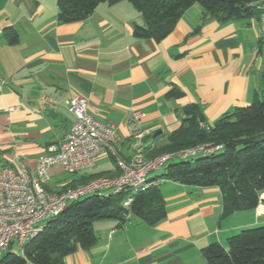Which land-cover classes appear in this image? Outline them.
<instances>
[{
  "label": "crops",
  "instance_id": "1",
  "mask_svg": "<svg viewBox=\"0 0 264 264\" xmlns=\"http://www.w3.org/2000/svg\"><path fill=\"white\" fill-rule=\"evenodd\" d=\"M57 11V0H0V168L35 167L38 155L73 122L66 104L73 94L87 99L93 118L113 125L117 154L128 160L143 142L164 144L186 115L185 106L196 105L212 124L260 89L264 59L256 20L210 19L195 31L202 10L194 4L156 41L133 34V25L144 19L128 0L100 2L81 21L59 22ZM7 28L16 42L9 41ZM172 86L183 94L167 96ZM114 156L98 155L88 169L107 158L111 164L93 172L68 174L52 166L46 186L55 190L91 173L114 172ZM159 187L165 218L155 224L138 217L96 220V242L64 255L61 264H206V244L226 246L231 234L264 225V191L258 211L222 214L218 186L161 180Z\"/></svg>",
  "mask_w": 264,
  "mask_h": 264
},
{
  "label": "trees",
  "instance_id": "2",
  "mask_svg": "<svg viewBox=\"0 0 264 264\" xmlns=\"http://www.w3.org/2000/svg\"><path fill=\"white\" fill-rule=\"evenodd\" d=\"M103 1L121 0H57V20L62 23L85 20ZM142 14L144 23L133 25V34L139 38L163 39L174 28L177 20L192 5L201 7L198 31L210 19L219 22L256 20L261 10L253 3L257 0H128ZM9 41H17L15 31L7 28ZM264 36H260L263 43ZM183 92L172 86L167 96H181ZM185 116L178 128L166 136L159 146H142L146 158L172 153L200 143L221 144L217 151L189 158L168 160L151 180H171L197 187L218 186L221 190L222 214L237 209L255 208L264 191V61L259 91L252 100L224 114L212 124L197 112L194 104L185 106ZM203 123V126L200 125ZM149 137L152 134L148 135ZM145 138V137H144ZM120 171L91 173L82 178L84 183L100 175H117ZM75 184L70 182L55 190L59 192ZM130 195L128 206L123 199ZM165 200L159 183L144 189L129 188L108 196L91 194L70 201L56 217L49 219L21 252L6 250L0 264H61L64 255L77 248H88L96 242L93 222L115 219L118 223L138 217L148 224L165 218ZM206 264H264V225L244 227L227 238L226 246L217 241L201 249Z\"/></svg>",
  "mask_w": 264,
  "mask_h": 264
},
{
  "label": "built area",
  "instance_id": "3",
  "mask_svg": "<svg viewBox=\"0 0 264 264\" xmlns=\"http://www.w3.org/2000/svg\"><path fill=\"white\" fill-rule=\"evenodd\" d=\"M253 4L261 10L258 28L259 35L264 36V0H257ZM66 104L74 116L73 122L62 138L38 155L33 169L23 164L0 168V256L12 245H16L21 252L45 223L58 216L70 201L91 194L108 196L129 188L144 189L160 182L148 181L149 173L161 169L168 160L211 153L222 147L221 144L200 143L153 158H146L138 147L132 157L125 160L117 154L115 128L89 114L84 96L70 95ZM131 118L137 119L138 113H131ZM200 125L203 126V123ZM106 151L116 157L120 171L117 175H100L59 192L46 187L50 167L59 166L66 173L75 174L90 168L94 159ZM131 200L128 194L122 203L128 206Z\"/></svg>",
  "mask_w": 264,
  "mask_h": 264
},
{
  "label": "rangeland",
  "instance_id": "4",
  "mask_svg": "<svg viewBox=\"0 0 264 264\" xmlns=\"http://www.w3.org/2000/svg\"><path fill=\"white\" fill-rule=\"evenodd\" d=\"M262 57H263V59H264V40H263V43H262ZM138 147H140V145H138L137 147H136V149L138 148ZM115 157V156H114ZM132 157V156H131ZM115 161H117L116 160V157H115ZM96 164V166L91 170V169H88V171L90 170V171H96V169H99V170H105V168H108V166H110V164H111V160L109 159V158H107L106 160H103V161H101V162H98V163H95ZM153 173V171L152 172H150V174H152ZM64 176H66V174L64 175ZM151 176V175H150ZM258 210H259V207H258ZM8 250L9 251H12V252H20V249L16 246V245H12L10 248H8Z\"/></svg>",
  "mask_w": 264,
  "mask_h": 264
}]
</instances>
